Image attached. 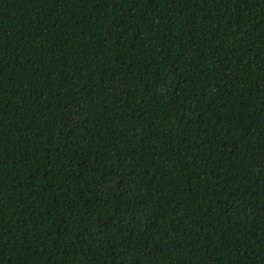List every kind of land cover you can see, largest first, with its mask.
Instances as JSON below:
<instances>
[{
  "label": "trees",
  "instance_id": "1",
  "mask_svg": "<svg viewBox=\"0 0 264 264\" xmlns=\"http://www.w3.org/2000/svg\"><path fill=\"white\" fill-rule=\"evenodd\" d=\"M0 264H264V0H0Z\"/></svg>",
  "mask_w": 264,
  "mask_h": 264
}]
</instances>
